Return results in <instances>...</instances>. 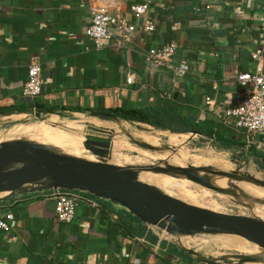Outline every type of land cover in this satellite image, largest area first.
<instances>
[{"label": "crops", "instance_id": "1", "mask_svg": "<svg viewBox=\"0 0 264 264\" xmlns=\"http://www.w3.org/2000/svg\"><path fill=\"white\" fill-rule=\"evenodd\" d=\"M147 1L152 9L136 18L132 6ZM261 4L262 0H0V120L31 117L21 111L32 104L21 93L28 80L29 62L36 57L42 64L44 80L36 104L45 108L43 112L62 111L66 121L99 127L109 122L91 116L92 110L167 106L224 134L231 145L223 149L215 135L175 133L143 123L147 128H136V132L149 139L138 133L132 135L134 138L155 146L161 141L177 151L176 155L142 149L116 132L111 135L110 155L113 141L119 140L132 146L125 147L124 152L142 150L145 157L156 159L155 164L167 162L168 168V163L201 165L196 163L198 159L206 163L208 158L189 159L187 153L206 156L216 148L245 160L250 169L264 171V134L250 145L244 131L224 117V110L235 104L239 93L238 74L256 68L251 54H261L264 61ZM99 7L136 23V29L124 36L112 27L113 37L104 48L97 49L86 28L93 10ZM174 17L180 19L170 29ZM187 17L203 19L188 22ZM150 19L156 27L146 32L140 26ZM198 20L215 41L211 50L198 51L191 61L184 52L190 37L186 26L200 24ZM170 40L178 44L175 62L188 61L191 66L184 76H175L170 69L158 68L147 59L148 48ZM129 73L134 74L133 83L127 81ZM210 90L215 101L211 107L205 101ZM174 135L182 142L171 143L170 136ZM194 141L204 142L209 150H192ZM46 193H26L1 203L3 211L12 212L14 217L10 229L0 230V264H207L189 252L187 233L165 234L127 214L120 205L90 193L81 192L83 197L71 222L59 221L55 200Z\"/></svg>", "mask_w": 264, "mask_h": 264}, {"label": "water", "instance_id": "2", "mask_svg": "<svg viewBox=\"0 0 264 264\" xmlns=\"http://www.w3.org/2000/svg\"><path fill=\"white\" fill-rule=\"evenodd\" d=\"M25 112L39 120H45L54 114L58 115V117H52L60 119L59 121L66 126L69 123H82L80 125L83 127L92 128L89 126L90 123L62 119L65 116V112L62 111L50 110L49 112H43L31 109ZM90 114L100 119L101 122H111L118 125L127 123L138 128L146 127L145 125H141L143 122L127 120L107 111L92 110ZM0 122L4 121L0 120ZM101 122L98 123L102 124ZM100 126L110 132H116L115 128L103 126V124ZM125 129L128 130L129 128ZM167 131L173 132L171 130ZM124 133L134 143L140 145L142 149H149L160 153H166L170 149L165 145L155 146L141 138H134L132 135L138 133L136 131H131V134ZM84 146L90 153L100 157L99 161L66 157L47 152L42 148L35 150L24 141L3 143L0 147V192H6L7 194L0 196V205L4 202L3 200H12L18 195L26 193H44L56 189L78 190L116 203L127 210L128 213L138 217L142 222L151 224L159 229H165L167 232L180 231L185 234L187 233L186 235L197 232L211 234H217L218 232L225 235L238 236L240 239H252L264 251V219L243 214L218 212L186 202L180 198L170 196L161 190L153 189L148 184L141 182L133 171V169L146 171L159 168L183 171L187 178L195 180L206 187L221 191L220 188L209 184L199 174V172H206L215 177L225 178L228 181L226 186H234L236 189L239 186L244 188V185H238L237 181H243L244 184L252 183L253 186L264 189V180L256 177L250 170H247V172L241 170L230 171L211 165L200 167L190 165L186 167L171 163H168V168H166V165H161V163L139 166L137 168L121 167L108 162L107 158L109 156L92 141L85 140ZM210 151L217 157L222 155V152H218L212 148ZM172 152L171 157L177 153L174 150ZM228 157L227 161L235 164L236 167H244L248 164V162L240 158L230 155ZM15 161H23L26 164L15 169L1 168L3 165ZM41 178H51L52 182L42 188H21L25 184ZM237 198L242 199L241 197ZM243 205L247 206L246 203H243ZM167 221H170V224ZM225 247L231 248L234 246ZM189 249V252L193 256L207 264H264V253H228L226 256H222L221 259H215L205 254H198L194 249Z\"/></svg>", "mask_w": 264, "mask_h": 264}, {"label": "rangeland", "instance_id": "3", "mask_svg": "<svg viewBox=\"0 0 264 264\" xmlns=\"http://www.w3.org/2000/svg\"><path fill=\"white\" fill-rule=\"evenodd\" d=\"M59 120L56 117L52 116H50L49 118L47 117V119L45 120H39L34 116H28L25 119H21L19 121L0 122V147L1 145H3V143L6 142L24 141L25 143L31 145L35 150L42 148L47 152L58 155H61L62 152L63 154L73 158L76 157L79 159L92 160L89 156L81 153V149L84 148V142L88 136L107 135L105 133L94 130V128H101V126L98 125L99 127L94 126L92 128H87L86 126L83 127L82 125L78 126L76 123H69L68 126H66ZM103 124V126L115 128L116 133L119 134L121 138L126 139L129 142H131V139L124 132L131 134V131H136V128H138L137 126H131L127 123H123L122 125L111 122ZM125 128L129 129L126 130ZM138 135H140V137L149 139L148 135L146 134L138 133ZM113 142L114 145L112 155L107 158L108 162H111L118 166H136L140 164H142L141 166H144V164L149 165L155 164L157 162L154 157H145L146 152L142 150H140V152H132L131 150H126L125 153L124 148L130 145L126 146L122 142H119V140H115ZM170 142L173 144H178L182 142V140L180 136L174 135L173 137L170 136ZM163 145L165 144L160 141L159 146ZM191 145L192 147L190 148L192 150H195L196 148L209 150L207 149L204 142L197 143L194 141L193 143H191ZM130 148H132V146H130ZM148 151L160 153L149 149ZM167 151L168 152L166 153L171 156V154L173 153L172 150L168 149ZM216 151H218V149H216ZM138 153L139 155H136ZM187 156L189 159L194 158L195 156H197L198 158H208V162L204 163L200 159H198L196 163H199L201 165L197 166L192 164L191 162H186L183 165L186 167H189L190 165H194V167L210 165L215 166L213 165V163L215 162L218 164V166L216 167H219L220 169L231 171L239 170L240 168H242L244 172L250 170L256 177L264 180V171L260 169L254 170L252 169V167L250 169L249 164L245 165L244 167H236L235 164H231L227 161V159H229V155L224 152L220 157H217L211 151L210 155L206 156L189 151V153H187ZM99 159L97 161H99ZM161 165H165V163H161ZM145 172L152 175L145 176V174L142 172L134 171L138 180L150 185V187H153L156 190H161L170 196L177 197L186 202L218 212L243 214L264 219V189L255 187L252 185V183L244 184L243 181H237V184L244 185V188L242 186H239L238 189H236L234 186H226V183L228 181L225 178L215 177L210 173L205 174L203 176L205 180H207L209 184L220 188L221 191H218L216 189L206 187L205 185L196 182L195 180L187 178L183 171L171 170V173L170 171L165 173L162 170L155 169L146 170ZM173 183L182 184V188L179 189L177 187H173L174 185L171 186L170 184ZM233 196L241 197L242 199ZM243 203H246L248 207L244 206ZM159 230L165 234L167 233L165 229ZM223 233H225V231H223ZM186 242L187 246L191 249L196 250L198 254H205L206 256L214 257L215 259H221L223 255H226L228 253H264V251H262L256 245V243H253L252 241H249L245 238L240 239L238 236L236 237L228 234L225 235L218 232L217 234L206 232L192 233L186 236ZM225 246L234 247L227 248Z\"/></svg>", "mask_w": 264, "mask_h": 264}, {"label": "built area", "instance_id": "4", "mask_svg": "<svg viewBox=\"0 0 264 264\" xmlns=\"http://www.w3.org/2000/svg\"><path fill=\"white\" fill-rule=\"evenodd\" d=\"M262 15L260 20L261 44L264 48V0L261 4ZM150 2L138 3L132 6L136 18H141L151 10ZM177 23L173 25L176 26ZM112 27H116L120 34L127 36L136 29V23L129 22L120 14L112 13L106 7L95 8L92 12L91 23L86 28V34L94 40L97 49H102L105 42L114 35ZM146 32H152L156 25L152 20L140 26ZM178 51V44L171 41L162 46L148 48L147 59L158 68L170 69L175 76H184L190 72L191 66L188 61L176 63L175 54ZM252 58L256 61V68L252 72H241L237 76L239 93L235 104L224 110V117L230 120L236 128L244 131L247 143L258 142L259 135L264 134V61L261 54L253 52ZM128 83H133V73L127 76ZM42 64L38 58H31L28 65V80L22 89V96L29 99L36 110V101L43 91ZM208 106L215 105L214 98L210 95L205 99ZM48 197L55 200V214L62 222H71L76 215L78 202L82 200L83 194L78 190L56 189L46 193ZM96 205L94 201L91 202ZM13 213L3 211L0 205V230L10 229V220Z\"/></svg>", "mask_w": 264, "mask_h": 264}, {"label": "trees", "instance_id": "5", "mask_svg": "<svg viewBox=\"0 0 264 264\" xmlns=\"http://www.w3.org/2000/svg\"><path fill=\"white\" fill-rule=\"evenodd\" d=\"M179 17H174L173 21L170 23V29L179 21ZM194 19H203L202 17H187L186 20L190 22ZM154 21L153 19H150ZM200 24H191L186 26V29L189 31L190 37L186 40L184 45V52L190 60H195L197 58V53L200 50H211L214 46V41L210 35L209 29L202 25V20ZM172 40L168 41L171 42ZM209 91L210 96L213 94ZM36 110L43 111L45 109L40 104H36ZM34 109L33 104L21 109V111H29ZM108 112L114 113L121 118L139 121L149 124V126H154L156 128L171 130L173 132H196L204 134L207 136L215 135L216 140L220 144V147L223 149H230L231 145L229 139L220 132H214L213 130L207 128L206 126L196 123L193 120L189 119L185 115L179 113L173 108L167 106H144L134 109H124L116 108L107 110ZM264 169V165L261 166ZM4 202L6 200H3ZM110 206V205H109ZM103 214V213H102ZM129 214V213H127Z\"/></svg>", "mask_w": 264, "mask_h": 264}, {"label": "bare ground", "instance_id": "6", "mask_svg": "<svg viewBox=\"0 0 264 264\" xmlns=\"http://www.w3.org/2000/svg\"><path fill=\"white\" fill-rule=\"evenodd\" d=\"M94 130H96L98 132H101V133H105L107 135L104 136V137H100V136L97 137V136L91 135V136H88L86 138V140H90L93 143H95L99 148H101L110 157V154H111V151H110L111 142L110 141H112L111 140V135L113 134V132H110V131L106 130V128H94ZM106 142H108V144H106ZM81 153H84L85 155L89 156L93 161H97L100 158V157L95 156L94 154L90 153V151L88 149H86L85 146H84V148L81 149ZM61 155L66 156V157H70L68 155L63 154L62 152H61ZM74 158H76V157H74ZM76 159H79V158H76ZM23 164H26V162H23V161H15V162L7 163V164L3 165L1 168L2 169H15V168L21 167ZM139 166L140 165H136V166H121V167L137 168ZM133 170L134 171L142 172V173L145 174V176L150 175V174L146 173L145 171H141V170H137V169H133ZM158 170H162L165 173H167V172L170 171V173H171V169L170 170H166V169L164 170V169L159 168ZM51 182H52V179L51 178H41V179H38V180L33 181L31 183L25 184L21 188H42V187H45V186L49 185ZM170 185L171 186L174 185L173 187H177L179 189L182 188V184H180V183H173V184H170ZM5 194H7V193L6 192H2V193L0 192V196H3ZM167 223L170 224V221H167ZM172 232L183 233V232H180V231H172ZM249 241H252V239L249 240ZM253 243H255V242H253Z\"/></svg>", "mask_w": 264, "mask_h": 264}]
</instances>
